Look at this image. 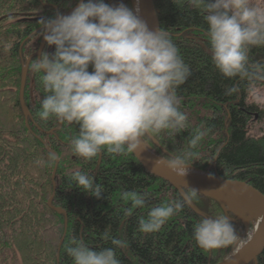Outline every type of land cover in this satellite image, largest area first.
Returning <instances> with one entry per match:
<instances>
[{
	"label": "trees",
	"instance_id": "obj_1",
	"mask_svg": "<svg viewBox=\"0 0 264 264\" xmlns=\"http://www.w3.org/2000/svg\"><path fill=\"white\" fill-rule=\"evenodd\" d=\"M79 2L0 0V264H73L66 253L73 240L100 250L113 247L111 237L128 242L126 249H116L121 264L222 261L235 243L205 251L192 235L203 216L221 214L230 215L240 234L244 224L226 213L220 202L197 194L194 203L202 213L185 206L158 232L142 233L139 219L146 218L152 207L181 199L180 191L148 172L133 153L114 155L105 149L92 160L74 155L70 140L78 134V125L55 118L40 119L38 112L45 95L43 73L33 72L31 63L38 59L36 53L43 36L39 33L40 19L25 18L65 13ZM106 2L116 4L120 0ZM123 2L133 9L131 0ZM155 4L161 27L170 33L191 75L177 89L182 98L180 110L188 117L186 130L174 138L161 133L158 144L150 142L152 147L168 158L187 147L194 130L210 129L196 149L197 160L191 166L214 176L248 181L264 192V134L251 132V123L256 118L264 119V110L249 99L253 87L264 86V81L226 78L216 69L204 13L189 0H155ZM54 50V45L47 44L44 49L49 53ZM29 58L25 102L30 115L26 118L20 92L23 68ZM249 62L264 63V46L251 48ZM234 85L238 91L226 95V89ZM54 152L59 155L55 177ZM37 159L45 164L38 166ZM76 171L92 175L103 186L99 199L76 186L72 179ZM123 191L143 193L145 206L125 217L123 211L131 203L121 199ZM105 233L110 237L107 240L103 238ZM258 264H264V252Z\"/></svg>",
	"mask_w": 264,
	"mask_h": 264
},
{
	"label": "clouds",
	"instance_id": "obj_2",
	"mask_svg": "<svg viewBox=\"0 0 264 264\" xmlns=\"http://www.w3.org/2000/svg\"><path fill=\"white\" fill-rule=\"evenodd\" d=\"M204 13L208 24L212 61L226 78L264 81V63L249 62L252 47L264 46V6L251 0H189ZM123 0L109 4L106 0H80L70 12L57 11L41 18L40 35L52 53L41 52L31 63L32 71L43 73L45 93L38 115L41 120L55 118L76 124L78 134L70 140L74 155L85 160L102 151L127 155L152 146L161 133L170 138L186 130L187 114L180 110L177 89L191 75L170 33L160 27L149 29L147 23ZM91 66V71L89 70ZM238 91L227 88L226 95ZM253 100L264 103V90H252ZM210 129H196L187 139V147L167 159H157L180 176L188 173L196 161V149ZM55 157H53L54 159ZM35 163L43 166L45 161ZM210 176L212 174H209ZM83 191L100 198L103 186L84 172L72 174ZM181 192V199L149 209L140 218L142 233L158 232L185 206H194L198 191ZM121 199L130 202L125 217L145 206V196L137 191H123ZM193 239L205 251L228 248L239 234L230 215H205L193 230ZM104 239H109L105 233ZM113 247L93 249L82 240H73L66 248L73 264H121L116 249H126L128 242L111 237Z\"/></svg>",
	"mask_w": 264,
	"mask_h": 264
},
{
	"label": "water",
	"instance_id": "obj_3",
	"mask_svg": "<svg viewBox=\"0 0 264 264\" xmlns=\"http://www.w3.org/2000/svg\"><path fill=\"white\" fill-rule=\"evenodd\" d=\"M133 6H136V0H131ZM78 5V4H77ZM76 5V6H77ZM75 6V7H76ZM74 7V8H75ZM70 9L64 14H70L74 9ZM136 9V7H135ZM148 25L149 29L155 30L161 27L158 10L155 4V0H142V14L140 16ZM29 20L41 19L40 17L25 18ZM46 42L42 38L41 47L36 53L39 58L41 52L44 51ZM30 58L23 68L22 85H21V103L24 108L26 118L29 117L30 111L25 102V87L28 76V67ZM62 124L60 125V127ZM157 142V141H156ZM50 150V148L48 147ZM57 157V164L54 170V177L57 172L59 164V155L54 152ZM133 155L141 163V165L151 174L164 179L172 184L177 190L181 192L190 190L186 187L195 189L197 194H203L208 197L216 199L223 206L224 210L239 215L238 217L245 223L246 229L250 227L252 218L264 216V192L258 189L256 186L248 181L238 180L235 178H225L220 176L209 175L198 171L195 167L189 165L187 175L180 176L166 167L165 164H157L156 161L159 158H165L158 155L151 146L143 151L140 149L133 152ZM53 197L49 200V204L52 206ZM198 213L202 211L194 203L192 206ZM59 212H63L62 209L54 207ZM65 236L62 238L64 241ZM264 252V225L250 240L238 251L231 253L228 257L220 262L214 264H250L254 262L258 264L259 256ZM213 264V263H210Z\"/></svg>",
	"mask_w": 264,
	"mask_h": 264
},
{
	"label": "rangeland",
	"instance_id": "obj_4",
	"mask_svg": "<svg viewBox=\"0 0 264 264\" xmlns=\"http://www.w3.org/2000/svg\"><path fill=\"white\" fill-rule=\"evenodd\" d=\"M251 2L253 4H257V5H261L264 6V0H251ZM132 3V1H131ZM133 6V4H132ZM136 6H137V0H136ZM135 6V7H136ZM135 7L133 6V10L135 11ZM28 78V76H27ZM27 82V81H26ZM253 88H256L257 90H264V86H255ZM253 90V89H252ZM249 99L253 102H255L253 100L252 97V91L250 93ZM259 106L264 110V103L259 104ZM251 132L255 135H263L264 134V119L262 121H259L258 118L255 119L254 122L251 123ZM156 144H158V141L156 142ZM151 148L154 150V148L151 146ZM155 151V150H154ZM156 152V151H155ZM157 153V152H156ZM158 154V153H157ZM159 155V154H158ZM162 156V155H161ZM191 166V165H190ZM198 171L204 172V173H209L207 171H203L200 170L198 168H196ZM211 174V173H209ZM226 212V211H225ZM226 213H232L234 215V220H236L238 223L242 222L244 224L243 229H241L242 231L239 234V239L235 242L233 249L231 250V253H235L236 251H238L239 249H241L249 240L250 238L253 236L254 232H255V227H256V218H252L251 223H250V227L247 230L245 223L243 222V220L241 218H239V215H236L235 213L231 212L230 210H228ZM242 228V227H241ZM229 254V255H230Z\"/></svg>",
	"mask_w": 264,
	"mask_h": 264
},
{
	"label": "bare ground",
	"instance_id": "obj_5",
	"mask_svg": "<svg viewBox=\"0 0 264 264\" xmlns=\"http://www.w3.org/2000/svg\"><path fill=\"white\" fill-rule=\"evenodd\" d=\"M137 6H138L139 9H140L139 15L141 16V14H142V0H137ZM137 6H136V7H137ZM263 225H264V216H263V217H259V218L257 219V221H256V227H255V232H254L253 236H254L257 232H259V230L263 227ZM253 236H252V237H253Z\"/></svg>",
	"mask_w": 264,
	"mask_h": 264
}]
</instances>
